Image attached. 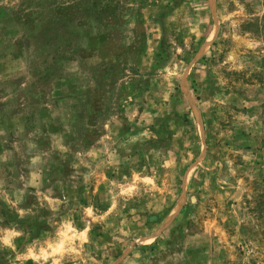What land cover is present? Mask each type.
<instances>
[{
    "label": "rangeland",
    "instance_id": "obj_1",
    "mask_svg": "<svg viewBox=\"0 0 264 264\" xmlns=\"http://www.w3.org/2000/svg\"><path fill=\"white\" fill-rule=\"evenodd\" d=\"M0 264H264V0H0Z\"/></svg>",
    "mask_w": 264,
    "mask_h": 264
}]
</instances>
